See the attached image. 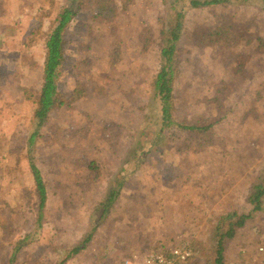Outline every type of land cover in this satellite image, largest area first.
Masks as SVG:
<instances>
[{"label":"rangeland","instance_id":"rangeland-1","mask_svg":"<svg viewBox=\"0 0 264 264\" xmlns=\"http://www.w3.org/2000/svg\"><path fill=\"white\" fill-rule=\"evenodd\" d=\"M68 1L0 0V264H61L89 233L92 240L66 264H121L132 252L176 245L191 251L184 264H217L228 213L250 212L249 195L264 185V4L116 0L112 21L92 7L81 11L66 30L59 77L72 101L51 112L34 144L48 188L39 225L28 157L37 127L34 94L42 85L46 35ZM179 10L185 27L174 118L218 119L211 144L162 126L153 80L161 29ZM225 21L252 42H198L197 32ZM120 181L104 216L101 202ZM224 264H264V207L226 240Z\"/></svg>","mask_w":264,"mask_h":264},{"label":"trees","instance_id":"trees-1","mask_svg":"<svg viewBox=\"0 0 264 264\" xmlns=\"http://www.w3.org/2000/svg\"><path fill=\"white\" fill-rule=\"evenodd\" d=\"M192 8H206L217 5H229L233 0H187ZM264 4V0H260ZM93 8L94 14L107 20H115L119 13L116 0H69L68 3L61 8L57 14L56 22L52 29L46 35V54L43 64L42 85L34 94L35 111L34 117L37 121L35 132L29 138L31 145L29 146V165L34 178L35 191L38 196V215L37 221L39 225L44 218L45 209L48 202V188L46 179L41 168L37 164L34 154V144L36 136L40 134V129L47 124L51 112L61 105L69 104L73 95L64 93L59 86V77L65 61V52L67 48L66 30L74 18L84 9ZM185 27V14L183 10L176 11L174 18L168 28L161 29V47H160V66L153 80V88L155 96L161 105V118L163 130L173 126H177L184 131L201 135L200 139H207L211 144V128L218 122L199 121L194 124H186L177 121L175 117L174 91L175 81L178 74V55L180 51L179 43ZM197 40L201 44L211 45L218 42L232 46L240 41L252 42V36L240 33L232 22L225 21L220 25L204 28L203 31L197 32ZM241 68L245 63V56ZM222 91V89H220ZM218 96L210 99V102H217ZM124 181H120L119 185L109 191L107 197L101 202L103 206V215H107L111 207L116 203ZM264 185H256L253 193L249 195V202L252 210L248 213L238 214L237 212L228 213L229 227L225 233L220 234L218 240L217 264H224L225 244L227 239L233 238L237 230L244 227L248 220L254 217V214L263 210ZM93 234H87L81 244L75 246L69 252L68 257L61 264H66L69 257L80 253L87 244L92 240ZM30 235L19 240L15 246L12 263L15 255L30 240Z\"/></svg>","mask_w":264,"mask_h":264},{"label":"built area","instance_id":"built-area-1","mask_svg":"<svg viewBox=\"0 0 264 264\" xmlns=\"http://www.w3.org/2000/svg\"><path fill=\"white\" fill-rule=\"evenodd\" d=\"M190 256L191 251L187 245H176L148 252L140 264H184ZM123 264H138L137 257L127 258Z\"/></svg>","mask_w":264,"mask_h":264},{"label":"crops","instance_id":"crops-1","mask_svg":"<svg viewBox=\"0 0 264 264\" xmlns=\"http://www.w3.org/2000/svg\"><path fill=\"white\" fill-rule=\"evenodd\" d=\"M132 253H136L134 256H136L137 257V260H138V264H140V262H142V260H143V258L145 257V255L147 254V253H141V251H135V252H132ZM131 255V254H130ZM133 256V257H134ZM130 257V256H129ZM129 257H127V258H129ZM121 264H123V262L121 263Z\"/></svg>","mask_w":264,"mask_h":264}]
</instances>
